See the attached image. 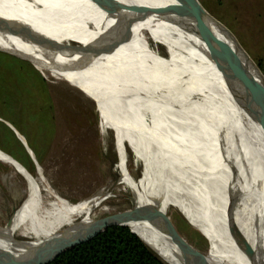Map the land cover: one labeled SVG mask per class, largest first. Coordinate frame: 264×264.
Segmentation results:
<instances>
[{"label": "rangeland", "instance_id": "rangeland-1", "mask_svg": "<svg viewBox=\"0 0 264 264\" xmlns=\"http://www.w3.org/2000/svg\"><path fill=\"white\" fill-rule=\"evenodd\" d=\"M17 1L3 4L0 14ZM155 1L175 10V17L181 20L206 61L216 95L220 150L231 179L264 196V128L262 113L258 111L261 105L257 103V90L242 77V73L254 71L257 67L263 76L261 80L257 78L258 84L264 85V73L257 64L258 59L264 62V0H196L212 22L209 27L212 33L237 55V61L225 57L228 54L226 48L221 53L208 44L195 21L197 17H193L178 0ZM31 7V4L26 5L22 10ZM80 21L83 29L96 35L90 18L83 15ZM18 22L21 30L37 36L52 27L45 28L31 21ZM132 28L136 38L171 69L165 46L153 44L140 22L134 21ZM48 37L65 47L82 46L61 27L54 29ZM19 59L21 62L16 56L0 50V150L10 151L13 156L9 155L25 169L22 161H27L28 156L31 171L26 170L37 183L41 180L38 185L42 186V195L46 199L52 193L57 200L55 209L42 210L39 220H36L37 215L29 217L28 225L35 224L29 231L23 226L27 213L16 229V238L37 241L54 230L79 224L96 203L99 204L92 213V221L110 213L129 211L133 193L122 180L123 173L126 171L134 182L139 181L143 158L127 143L121 155L115 128L103 119L94 92L88 86V77L50 64ZM140 60L160 79L151 62L145 58ZM233 61L236 67L232 65ZM44 96H48L52 105L50 116L43 102ZM140 102L143 124L150 128V118L144 103ZM28 186L26 176L0 155V239L9 217L26 197ZM42 205H37L40 206L38 210ZM156 209L168 216L176 231L201 251L210 250L209 239L189 223L203 236L206 245L203 247V242L177 217L176 212L186 220L176 205L160 200ZM59 210H62L58 212L59 216L50 219L52 212ZM211 211L214 214L213 209ZM66 213L71 215H62ZM3 252L11 255L10 260L20 254L7 247ZM213 252L217 259L221 252L227 251L216 245Z\"/></svg>", "mask_w": 264, "mask_h": 264}, {"label": "bare ground", "instance_id": "bare-ground-1", "mask_svg": "<svg viewBox=\"0 0 264 264\" xmlns=\"http://www.w3.org/2000/svg\"><path fill=\"white\" fill-rule=\"evenodd\" d=\"M12 1L17 0H0V5ZM34 1L56 19L44 34L46 36L61 27L83 46L116 28L123 38L124 42L111 53L98 57L78 73L88 77V86L94 92L103 119L114 126L121 155L126 143L142 155L140 180L134 182L126 171L122 177L137 204L158 207L163 200L176 205L186 220L209 239L210 250L204 253L207 264H222L214 256L216 245L243 264H264V196L235 183L228 173L220 150L213 82L206 61L185 26L176 17L180 25L124 9H111L109 14L92 0ZM116 1L127 6L163 7L155 0ZM83 15L91 19L96 35L82 28L80 18ZM133 21L144 25L153 44L165 46L171 69L136 38ZM3 38L7 45L41 59L38 51L19 37ZM140 58L155 66L160 79ZM140 100L150 118V128L143 124ZM0 155L26 176L29 185L26 197L5 225L0 239L1 251L7 247L24 254L39 244L73 242L72 232H85L99 203L89 209L79 224L37 241L17 239L16 229L35 205L40 189L34 178L16 161L1 150ZM228 201H231V216L255 250L252 260L236 246L229 232L226 219ZM128 226L169 264H185L177 243L162 234L155 221H135Z\"/></svg>", "mask_w": 264, "mask_h": 264}, {"label": "water", "instance_id": "water-1", "mask_svg": "<svg viewBox=\"0 0 264 264\" xmlns=\"http://www.w3.org/2000/svg\"><path fill=\"white\" fill-rule=\"evenodd\" d=\"M100 9L110 14L112 9H124L136 13L137 15H142L145 17L154 16L161 21H168L180 25V22L175 18L176 12L171 7H159V8H150V7H140V6H127L123 3H120L116 0H92ZM182 5L187 7L191 12L193 17L196 18V23H198L199 28H201L203 33V38L208 42V44L215 50H220L221 53H224V49L228 50L225 46L224 41L214 33H212L210 24L211 20L206 16L202 10L200 4L196 0H178ZM205 14V15H204ZM134 22V21H133ZM182 23V22H181ZM21 23L15 20L4 19L0 17V50L7 52L16 56L17 58L25 59L31 62L50 64L60 68L63 71L78 72L87 68L92 62H94L98 57L111 53L115 48H117L122 42L123 38L119 34L116 28L111 29L104 37L98 39L97 41L83 46H71L65 47L54 42L48 36L42 35H32L27 34L21 30ZM197 33H199L197 31ZM4 36H15L22 39L25 43L34 47L38 51L41 59L33 58L16 46H10L4 43ZM236 46V50H237ZM225 55L226 58H234L237 61V55L229 49ZM225 53V54H226ZM237 53V52H236ZM60 57H64L65 60H62ZM73 57H76L73 59ZM68 58V59H67ZM73 59V60H69ZM235 61L232 62V65L236 67ZM226 63V61H225ZM224 63V64H225ZM224 64L221 66L223 69ZM255 68V67H254ZM241 76V75H240ZM243 79L247 84L253 89H256L258 92V102L261 105L258 111L262 113V124L264 128V85L262 87L258 84L257 78L260 80L263 78L259 74L257 67L254 71L247 73H242ZM246 86V84H245ZM249 88L248 86H246ZM245 87V88H246ZM246 88V89H247ZM261 109V110H260ZM2 151V150H1ZM6 156L11 160L16 161L23 169L25 167L20 164L14 157L8 153L2 151ZM26 170V169H25ZM27 171V170H26ZM236 198V202H237ZM131 209L129 211L112 213L106 216H103L97 220L91 221L89 227L85 230L84 233L80 234L78 231L72 232V238L75 240L73 242L54 244H39L33 249L29 250L24 254H19L13 260L11 259L10 254L4 255V252L0 250V264H42L54 256H56L60 251L65 248L75 246L77 244L85 242L94 232L101 230L102 228L121 224L128 226V223L135 221H144V220H153L158 226L159 230L162 231V234L170 236L179 246L181 254L184 258L185 264H207L206 257L204 252L195 248L190 243H188L182 235L176 231L172 221L165 214L157 211L156 207L150 206H139L136 202L134 196L131 197ZM231 201H228V215L226 217L228 221L229 232L234 239L236 246L250 259L252 260L255 255V250L252 247L248 239L243 235L240 228L234 221V218L231 216ZM15 211V210H14ZM230 214V215H229ZM12 216V215H11ZM11 216L8 219V223L11 219ZM200 231V230H199ZM142 239V238H141ZM144 241V240H143ZM47 243V242H46ZM147 244V243H146ZM148 245V244H147ZM149 246V245H148Z\"/></svg>", "mask_w": 264, "mask_h": 264}, {"label": "trees", "instance_id": "trees-1", "mask_svg": "<svg viewBox=\"0 0 264 264\" xmlns=\"http://www.w3.org/2000/svg\"><path fill=\"white\" fill-rule=\"evenodd\" d=\"M32 5L31 8L24 11L26 5ZM4 8V5H0V7ZM1 18H6L9 20H24L31 21L38 24H41L45 28H49L55 24L54 17L44 10L41 5L36 3L34 0H18L11 5H8L5 13L0 14ZM20 62L21 60L17 58ZM257 64L260 70L264 73V62L261 59L257 60ZM48 97V96H47ZM47 97L44 96L43 102L46 104V108L48 110V114L50 116L49 111L52 109V105L48 102ZM34 99V98H33ZM37 100V99H36ZM41 104V99H38ZM34 101V100H33ZM38 104V107H40ZM52 118V117H50ZM6 153L11 154L10 151L4 150ZM13 156V155H12ZM27 161H22L26 166V169L31 171L29 157H26ZM38 181V183H40ZM40 185V193L39 197L36 201V204L30 210L27 218L25 219L24 229L29 231V229L34 226V223H30L28 225L29 217L31 215H37L36 220H39V216L42 215V210L54 208V203H56V197L50 193V195L45 199L44 195H42V186ZM43 204L40 206L38 204ZM38 208H37V207ZM53 211V210H52ZM58 212H62V210L52 212V218H56L59 216ZM84 213V212H83ZM82 213V214H83ZM93 213V212H92ZM112 214V213H110ZM177 217L186 225V227L192 230L196 237L203 242V247L206 246L204 244V238L201 233L192 227L189 222H187L180 213L176 212ZM63 216L71 215L70 213L62 214ZM92 216V214H91ZM90 216V217H91ZM51 217V216H50ZM73 220V219H69ZM68 226V225H66ZM65 226V227H66ZM64 228V227H62ZM59 230V229H58ZM58 230H54L51 233H47L50 235ZM45 235V236H47ZM182 237L190 243L195 248L201 250L197 245L192 243L189 239ZM204 253H207L206 251ZM217 257V260L222 264H241L233 255L229 252H221ZM225 255V256H223ZM42 264H169L165 261L160 255H158L150 246H148L140 236L133 232L129 226L115 224L109 225L101 230L94 232L85 242L77 244L72 247L65 248L60 251L56 256H54L49 261Z\"/></svg>", "mask_w": 264, "mask_h": 264}]
</instances>
